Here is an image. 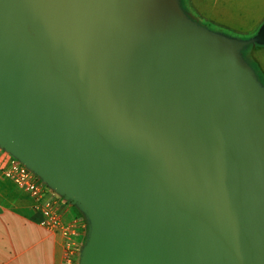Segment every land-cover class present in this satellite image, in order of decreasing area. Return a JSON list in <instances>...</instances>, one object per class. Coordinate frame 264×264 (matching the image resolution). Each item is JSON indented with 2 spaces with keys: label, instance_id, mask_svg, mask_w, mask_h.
Masks as SVG:
<instances>
[{
  "label": "water",
  "instance_id": "obj_1",
  "mask_svg": "<svg viewBox=\"0 0 264 264\" xmlns=\"http://www.w3.org/2000/svg\"><path fill=\"white\" fill-rule=\"evenodd\" d=\"M132 2L0 0V135L111 213L95 264H264L242 85L210 67L211 45L136 22Z\"/></svg>",
  "mask_w": 264,
  "mask_h": 264
},
{
  "label": "crops",
  "instance_id": "obj_2",
  "mask_svg": "<svg viewBox=\"0 0 264 264\" xmlns=\"http://www.w3.org/2000/svg\"><path fill=\"white\" fill-rule=\"evenodd\" d=\"M175 2L184 18L195 25L198 32L205 36L212 46L226 48L223 55L229 52L228 46L233 43L209 37L207 33L211 32L214 36L226 39L230 36L238 38L247 36L255 40L264 25V0H175ZM233 61L232 57H222L218 64H215L220 67L224 63L232 73L222 74L235 81L239 78L235 73ZM1 144L0 141V147L6 149V146ZM42 180L47 189V197L59 202L58 212L61 219L66 222L76 220L80 224L81 243L87 241L88 245L90 239L86 234L91 218L89 208H95L106 219V229L102 234V241L96 244L98 247L95 245L96 248L91 251L84 247L75 262L95 264L101 248L105 246L113 230V216L97 200L70 192L71 190L63 191L60 184L46 177H42ZM40 220L39 213L25 196L18 193L9 197L0 196V264L63 263L62 236L44 228Z\"/></svg>",
  "mask_w": 264,
  "mask_h": 264
},
{
  "label": "rangeland",
  "instance_id": "obj_3",
  "mask_svg": "<svg viewBox=\"0 0 264 264\" xmlns=\"http://www.w3.org/2000/svg\"><path fill=\"white\" fill-rule=\"evenodd\" d=\"M131 11L132 18L136 22L142 24V26H152L156 23H159L158 25H167L175 30L185 33L186 35L198 39L202 43H206V45H211L208 42V39L198 32L196 26L190 24L184 18L177 7L175 0H133ZM207 34L209 37H217L216 39H222L233 43L231 46H228L229 52L225 55H223V53L226 48L215 47L211 45L214 52L212 56L215 60L211 61L213 66L210 67L215 72L218 71L219 73L228 75L231 70L224 63L223 66L221 65L220 67H217L215 63L218 64L219 59L222 57L234 58L233 62L235 63V73L238 74L239 78V80H235L234 82L237 84H243L240 89L243 91L251 107L258 138L264 155V45L259 43L257 39L251 40L247 36H241L239 38L230 36L229 39H226L222 36H214L211 32ZM220 69L223 70L221 71ZM0 141L2 142L1 145L6 146V149H8V151L13 155H16L20 160H26L25 156L21 154L16 148H14L1 135ZM29 164H31V162ZM40 176L46 177L47 179L53 181V179L44 173L41 168ZM57 184L59 185V183ZM59 186H61V190L63 191L67 190L68 192L71 190L70 192H76L75 190L69 189L64 185L60 184ZM89 211H91V218L89 219V227L86 234L88 237L90 236V239L88 245L87 241L82 243L80 242V253L83 251L84 247H87L90 251L96 248L95 245L102 241L101 237L106 229V219L104 216L99 214L95 208H89ZM96 246L98 247V245ZM101 250L103 251L105 248H101Z\"/></svg>",
  "mask_w": 264,
  "mask_h": 264
},
{
  "label": "built area",
  "instance_id": "obj_4",
  "mask_svg": "<svg viewBox=\"0 0 264 264\" xmlns=\"http://www.w3.org/2000/svg\"><path fill=\"white\" fill-rule=\"evenodd\" d=\"M17 193L31 201L44 228L62 236V264H75L80 253V224L76 220L66 222L61 219L59 202L47 197L45 183L35 166L0 147V196L9 197Z\"/></svg>",
  "mask_w": 264,
  "mask_h": 264
}]
</instances>
